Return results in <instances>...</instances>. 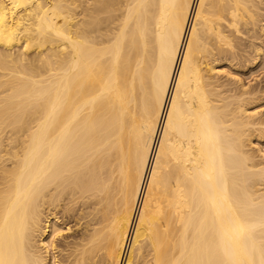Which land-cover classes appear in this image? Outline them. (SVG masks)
I'll return each instance as SVG.
<instances>
[{
  "label": "bare ground",
  "instance_id": "bare-ground-1",
  "mask_svg": "<svg viewBox=\"0 0 264 264\" xmlns=\"http://www.w3.org/2000/svg\"><path fill=\"white\" fill-rule=\"evenodd\" d=\"M263 5L0 0V264H264Z\"/></svg>",
  "mask_w": 264,
  "mask_h": 264
},
{
  "label": "rangeland",
  "instance_id": "rangeland-1",
  "mask_svg": "<svg viewBox=\"0 0 264 264\" xmlns=\"http://www.w3.org/2000/svg\"><path fill=\"white\" fill-rule=\"evenodd\" d=\"M264 6V5H263ZM263 23H264V21H263ZM258 32V37H259V35H260V38H258V40H256V43L258 44V45H260V44H262V45H260V46H262V48L264 47V33L262 32V31H260L259 32V30L257 31ZM260 33H262V34H260ZM263 41V42H262ZM261 42V43H260ZM248 49V51H249V48H247ZM247 49H246V53H244L245 54V56L246 55H249V57H251V55H252V53H251V51H249V53H248V51H247ZM264 49V48H263ZM243 54V55H244ZM251 54V55H250ZM246 57H248V56H246ZM263 62H264V56H263ZM262 62V61H261ZM222 65V64H221ZM248 66V65H247ZM241 66L240 68H235V67H233V66H229L230 68H229V70L230 71H232L231 72V76L232 77H236V75L237 76H239V77H241V79H242V81H241V83L243 82L244 84H245V86L247 85V87H253V88H255V87H257L258 86V88H263L262 90V92L259 94V96H261L262 95V97L264 96V68H262V67H264V63L262 64V63H259L257 66H254V67H250V66ZM255 71V72H254ZM256 77V78H255ZM238 84V83H237ZM255 86V87H254ZM263 93V94H262ZM245 107V106H244ZM243 107V108H244ZM246 107L247 108H245V109H248V113L247 114H250V112L249 111H251V113H254L255 111L256 112H258L257 113V115L256 116H258V117H260V116H264V98H262V100H257V102H255V103H250V104H248V106H247V104H246ZM245 109H242V111H244ZM252 110H253V112H252ZM257 133V132H256ZM259 137L260 138H258V135L257 136H252L251 138H252V143H250V142H248V144L250 145H248V148H252L255 152H254V154L257 156L256 157V159H258V161L260 160V162H264V157H263V153H261V151H263L264 150V137H262V136H260L259 135ZM262 137V138H261ZM252 145V146H251ZM251 149V150H252ZM257 150V151H256ZM257 152V153H256ZM260 152V153H259ZM259 153V154H258ZM262 156V157H260V156ZM263 159V160H261V159ZM260 182H262V181H260ZM264 180H263V182L261 183V187H262V189L264 188ZM72 224H74V222H71L70 223V225H72ZM73 229H75V227H73ZM77 235V231L75 230L74 232H72L71 234H70V237H69V239L71 238H73V237H75ZM61 248H64V245H61ZM57 254H58V257L60 258V257H62V256H64L65 255V253L66 252H62V254L61 253H59V252H56ZM61 255V256H60ZM63 264H66V263H63ZM97 264H103L102 262H99V263H97Z\"/></svg>",
  "mask_w": 264,
  "mask_h": 264
}]
</instances>
